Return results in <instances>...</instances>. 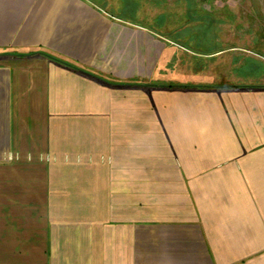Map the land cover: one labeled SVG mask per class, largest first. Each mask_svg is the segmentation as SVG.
Instances as JSON below:
<instances>
[{"label":"crops","instance_id":"0c3cea01","mask_svg":"<svg viewBox=\"0 0 264 264\" xmlns=\"http://www.w3.org/2000/svg\"><path fill=\"white\" fill-rule=\"evenodd\" d=\"M186 52L97 0H0V264H264V84Z\"/></svg>","mask_w":264,"mask_h":264},{"label":"rangeland","instance_id":"374dc122","mask_svg":"<svg viewBox=\"0 0 264 264\" xmlns=\"http://www.w3.org/2000/svg\"><path fill=\"white\" fill-rule=\"evenodd\" d=\"M97 2L178 40L198 55L193 60L185 53L186 65L194 69L230 71L231 78L248 73L249 82L264 84V0Z\"/></svg>","mask_w":264,"mask_h":264},{"label":"trees","instance_id":"16d2710c","mask_svg":"<svg viewBox=\"0 0 264 264\" xmlns=\"http://www.w3.org/2000/svg\"><path fill=\"white\" fill-rule=\"evenodd\" d=\"M53 58H56L57 60H59V61H61V62H65V63L68 64V65L74 66V65H72V64H70V63H68V62H66V61H64V60H62V59H60V58H58V57H54V56H53ZM90 74H95V73H92V72H91ZM95 76H97V77L100 78L101 80H104V81H106V82H108V83L118 84L116 81L111 80V79H109V78H106V77H104V76H102V75H100V74H95Z\"/></svg>","mask_w":264,"mask_h":264},{"label":"built area","instance_id":"2783aa9c","mask_svg":"<svg viewBox=\"0 0 264 264\" xmlns=\"http://www.w3.org/2000/svg\"><path fill=\"white\" fill-rule=\"evenodd\" d=\"M13 158H14V156H12V155L9 156V159H13Z\"/></svg>","mask_w":264,"mask_h":264}]
</instances>
